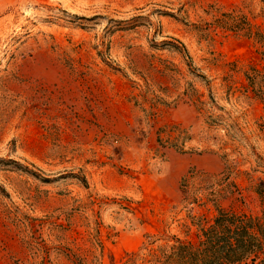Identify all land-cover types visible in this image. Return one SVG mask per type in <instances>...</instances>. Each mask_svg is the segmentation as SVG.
Returning a JSON list of instances; mask_svg holds the SVG:
<instances>
[{
  "label": "rangeland",
  "instance_id": "obj_1",
  "mask_svg": "<svg viewBox=\"0 0 264 264\" xmlns=\"http://www.w3.org/2000/svg\"><path fill=\"white\" fill-rule=\"evenodd\" d=\"M219 209H264V0H0V264H156Z\"/></svg>",
  "mask_w": 264,
  "mask_h": 264
},
{
  "label": "trees",
  "instance_id": "obj_2",
  "mask_svg": "<svg viewBox=\"0 0 264 264\" xmlns=\"http://www.w3.org/2000/svg\"><path fill=\"white\" fill-rule=\"evenodd\" d=\"M154 259L156 264H264V209L257 215L219 209L197 243L177 240Z\"/></svg>",
  "mask_w": 264,
  "mask_h": 264
}]
</instances>
